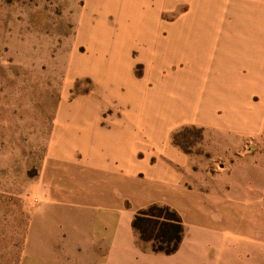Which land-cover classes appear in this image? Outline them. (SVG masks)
<instances>
[{"label":"rangeland","instance_id":"obj_1","mask_svg":"<svg viewBox=\"0 0 264 264\" xmlns=\"http://www.w3.org/2000/svg\"><path fill=\"white\" fill-rule=\"evenodd\" d=\"M173 3L0 0V264H52L66 247L81 258L89 237L95 264H264V0H201L175 15ZM107 132L161 150L169 133L200 170L188 197L232 201L207 204L203 219L198 200L121 201L96 181L88 204L83 173H117L110 156L91 171L80 140ZM98 198L114 205L98 219L105 236L119 222L113 246L96 239Z\"/></svg>","mask_w":264,"mask_h":264},{"label":"crops","instance_id":"obj_2","mask_svg":"<svg viewBox=\"0 0 264 264\" xmlns=\"http://www.w3.org/2000/svg\"><path fill=\"white\" fill-rule=\"evenodd\" d=\"M206 1V0H205ZM189 4L190 7H193L197 3H201V0H174V3L171 5V9L168 8V10H173L175 6H177L176 11H178V8L181 7L182 4ZM208 3L210 6L214 7H220V3L216 2H203ZM173 7V8H172ZM174 11L170 12L172 15L176 12ZM191 14L188 13L184 17H187ZM175 15V14H174ZM183 17V18H184ZM173 24V23H171ZM141 33L144 34L145 37L148 39H156L160 35H162V32H158L152 29H147L146 31H141ZM146 57H148V64L150 65V62L152 60V57L154 56L153 49H146ZM149 68V67H148ZM150 70L147 69V74L151 73ZM143 92V89L136 88L134 90V98L137 100H140V93ZM136 95V96H135ZM140 120L138 119L137 122ZM182 121H194V120H181ZM195 122V121H194ZM178 123V122H177ZM115 134V135H114ZM86 136V134H83ZM114 135V136H113ZM88 136V135H87ZM169 133H168V142L167 145L169 149L167 150H161L151 147V143L148 141L147 138L144 137L145 142L143 143L145 147L139 148V137L137 136V133H104L101 135H97L95 138L96 140L93 143H90V147L88 144V140L85 139H79L80 144L83 147V152L85 155L88 156L89 162L87 163V166H90L92 169L91 171L98 169V168H104V166H101V164H97L95 162V159L97 157L104 158L105 156H110L112 162L114 163V170L117 173V175H114L110 178V176H99L100 178H96L94 174H89V171L86 170V173H83V179L81 184V190L83 191V194L87 196V203L89 204L90 196L88 195V185L92 184V182H96L100 184L101 186H105L110 188L109 190H106L109 193H112L117 199L124 201L126 197L128 196H139L142 198V200L146 201L147 203L152 202H163V201H169L172 203H177L180 205V202H184L187 200L188 204L190 205L191 210H193L192 203L194 201H199L203 203V211L201 208H199V211L196 212V215H203V219H209L206 215L205 209H207V204L218 203L216 199H219V203H223V201L230 199L232 201V198H226L221 195H219V198L213 197V196H202L198 192H194L191 196L188 197L186 191H185V180L186 178H189V175L191 174V177L193 180L196 177H200L199 171L194 168V164L192 163V159L178 148H176L169 139ZM117 140V141H114ZM147 145H150V147H146ZM67 155L71 156L72 152L70 153V150H67ZM140 155H144L143 157H140ZM73 156H71L72 159ZM156 157V163H152V159ZM70 159V158H68ZM141 175L142 178H139L138 176ZM116 176V179H114ZM257 179L253 178V184L257 185L261 181L256 173ZM109 178V179H108ZM262 178V176L260 177ZM238 180V179H237ZM240 182L237 185H241V188H244L245 186L248 189V179L244 182H241V179H239ZM256 180V181H255ZM109 185V186H106ZM113 185V186H112ZM226 186V185H225ZM111 187L115 188L113 191L111 190ZM222 187V186H221ZM104 190H100L99 193ZM104 191V192H106ZM245 191V189L243 190ZM249 191V190H248ZM106 192V193H107ZM226 192V191H225ZM224 193V192H223ZM237 193V192H236ZM236 193H224L225 196L227 195H235ZM253 193V192H252ZM65 198L71 200V202H76L75 200L78 199V196L71 195L70 197L65 196ZM86 197H84L85 199ZM97 200V199H96ZM101 202L99 205V209L102 213H100L97 216V225L98 228L95 231L96 239L98 241L106 242V245L110 244V246H113L115 242V236L118 231L119 222L116 224V226L113 223L112 228L110 229V232L107 236H105L104 228L102 227V223H99L98 219H103V215L105 212V207L108 208L114 207L113 202L108 205H105V202L100 200ZM97 200V201H98ZM93 201V199H91ZM80 202V201H79ZM212 203V204H213ZM62 210H57L56 213L60 214ZM78 214H81L82 217L90 218V213L87 211L79 212ZM119 217V213H113L112 217ZM130 237L133 241V244L136 248L135 244V238L132 233H130ZM87 236L84 238L86 240ZM84 242V240H83ZM91 238H87V241L83 243V247H80L83 250V255L81 258H73L71 256V252L74 249V247H66L65 248V256L64 258L53 259L52 264H95V259L93 258V252L96 248V245L93 243ZM81 250V251H82ZM137 250V248H136ZM137 252V251H136ZM103 264V262L99 263Z\"/></svg>","mask_w":264,"mask_h":264},{"label":"trees","instance_id":"obj_3","mask_svg":"<svg viewBox=\"0 0 264 264\" xmlns=\"http://www.w3.org/2000/svg\"><path fill=\"white\" fill-rule=\"evenodd\" d=\"M165 210H168L165 208ZM143 215H152L151 211H147V212H143ZM174 221L177 222V225H178V228H179V236H178V244L181 242L182 240V234H183V231H184V228H183V222L181 220L180 217H178L177 215H175V219H173ZM137 221V220H136ZM135 228H137V223L134 225Z\"/></svg>","mask_w":264,"mask_h":264}]
</instances>
